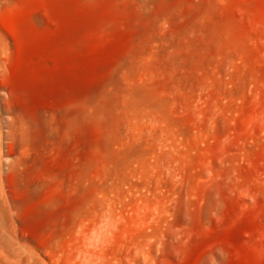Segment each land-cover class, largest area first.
I'll list each match as a JSON object with an SVG mask.
<instances>
[{
  "label": "rangeland",
  "instance_id": "rangeland-1",
  "mask_svg": "<svg viewBox=\"0 0 264 264\" xmlns=\"http://www.w3.org/2000/svg\"><path fill=\"white\" fill-rule=\"evenodd\" d=\"M105 206L139 264H264V0H0V264Z\"/></svg>",
  "mask_w": 264,
  "mask_h": 264
},
{
  "label": "bare ground",
  "instance_id": "bare-ground-1",
  "mask_svg": "<svg viewBox=\"0 0 264 264\" xmlns=\"http://www.w3.org/2000/svg\"><path fill=\"white\" fill-rule=\"evenodd\" d=\"M136 216L139 218L138 215ZM124 221L122 212L107 207L81 217L74 225V235L71 234L73 237L68 239L62 255L56 257L54 262L56 264H139L138 261L142 258L144 263H153L157 259L154 252L157 242H154L153 234L142 232L147 225L144 226L145 224L141 222L144 225L135 226L133 231L132 227L130 233ZM24 257L27 260L29 256L24 255Z\"/></svg>",
  "mask_w": 264,
  "mask_h": 264
}]
</instances>
